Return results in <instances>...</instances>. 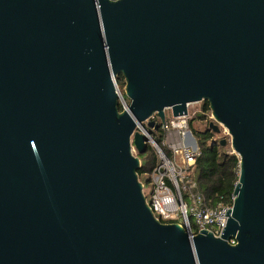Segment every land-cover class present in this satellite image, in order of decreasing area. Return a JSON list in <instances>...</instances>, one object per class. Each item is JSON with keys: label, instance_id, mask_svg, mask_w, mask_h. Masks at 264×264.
<instances>
[{"label": "water", "instance_id": "1", "mask_svg": "<svg viewBox=\"0 0 264 264\" xmlns=\"http://www.w3.org/2000/svg\"><path fill=\"white\" fill-rule=\"evenodd\" d=\"M202 101L240 158L219 237L132 152ZM0 264H264V0H0Z\"/></svg>", "mask_w": 264, "mask_h": 264}, {"label": "built area", "instance_id": "2", "mask_svg": "<svg viewBox=\"0 0 264 264\" xmlns=\"http://www.w3.org/2000/svg\"><path fill=\"white\" fill-rule=\"evenodd\" d=\"M115 85L119 87L118 80ZM202 102L188 104L187 114L177 117L173 116L171 109H167L170 115L167 116L166 113L163 123L157 115L148 119L159 122V129L155 130L161 132L158 136L159 142L157 136L144 126L137 128L147 137V145L153 148L157 157V163L150 173V182L147 184L140 176L139 178L143 183L147 203L161 222L178 223L194 235L204 229L219 237L227 225L226 213L229 209L232 210L233 202L229 205L223 202L214 204L199 190L195 167L201 151L198 138L190 127V121L199 113L205 114L202 107L195 108L196 105H202ZM206 115L210 122L214 121L212 113ZM132 152L139 156L134 145ZM190 205L192 208L189 212ZM231 243L235 244L236 241L231 240Z\"/></svg>", "mask_w": 264, "mask_h": 264}, {"label": "trees", "instance_id": "3", "mask_svg": "<svg viewBox=\"0 0 264 264\" xmlns=\"http://www.w3.org/2000/svg\"><path fill=\"white\" fill-rule=\"evenodd\" d=\"M119 87L123 90L125 82L122 77L118 79ZM202 110L190 121V127L198 138L201 155L198 157L195 167V176L199 190L214 204L223 202L227 205L233 202V192L239 179V156L233 152L229 142L225 146L222 140H215L218 135L210 128V120L206 114L211 110L207 101L202 102ZM120 110H123L120 104ZM208 120V121H207ZM196 121L206 123L203 130L194 128ZM159 142L160 139H157ZM142 166L139 170L140 178L147 184L150 182V173L157 163V157L152 147H148L145 155L139 154Z\"/></svg>", "mask_w": 264, "mask_h": 264}, {"label": "rangeland", "instance_id": "4", "mask_svg": "<svg viewBox=\"0 0 264 264\" xmlns=\"http://www.w3.org/2000/svg\"><path fill=\"white\" fill-rule=\"evenodd\" d=\"M199 106L201 107V104H199V105H196L195 106V108H199ZM166 113H167V116H169L170 115V113H169V111L167 110L166 111ZM146 126V125H145ZM147 127V126H146ZM206 127V123H201V122H199V121H196L195 122V124H194V128L195 129H197V130H203L204 128ZM147 129L151 132V133H153L155 136H157V139H160L158 136L160 135V131L158 132V131H155V130H153V129H151V128H149V127H147ZM193 131V130H192ZM215 138H219V139H226V141L227 142H229L230 143V145H231V142H230V139H231V137H230V135L228 134V131L226 130H224L223 128L221 129V132L220 133H218V135L215 137ZM146 153H144V154H142V155H145ZM144 180V179H143ZM145 181V180H144ZM191 208H192V206L190 205V206H188V211L190 212L191 211Z\"/></svg>", "mask_w": 264, "mask_h": 264}]
</instances>
